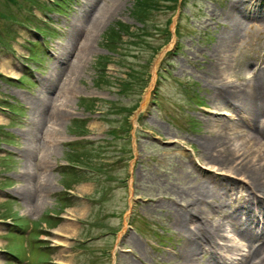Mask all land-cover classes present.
Returning <instances> with one entry per match:
<instances>
[{
    "label": "rangeland",
    "instance_id": "obj_1",
    "mask_svg": "<svg viewBox=\"0 0 264 264\" xmlns=\"http://www.w3.org/2000/svg\"><path fill=\"white\" fill-rule=\"evenodd\" d=\"M155 2L0 0V264H173L176 209L229 181L199 139L238 116L202 67L237 2L249 14L220 83L264 63V0Z\"/></svg>",
    "mask_w": 264,
    "mask_h": 264
},
{
    "label": "bare ground",
    "instance_id": "obj_2",
    "mask_svg": "<svg viewBox=\"0 0 264 264\" xmlns=\"http://www.w3.org/2000/svg\"><path fill=\"white\" fill-rule=\"evenodd\" d=\"M246 8L237 2L227 10L230 26L209 47L208 63L202 67L213 89L210 98L214 105H231L238 116L236 121L217 118L215 126L206 128V136L199 139L206 158L216 161V172L222 178L229 177V181L215 186L202 180L193 193H188V202L176 209L180 216H173L172 223L185 237L173 264H198L200 253L208 254L203 264H264V63L252 68L249 77H238L244 80L243 85L220 83L228 74L235 42L246 28ZM105 13L104 8L98 9L92 22ZM84 19L81 17L80 23ZM79 49L77 63L83 53V48ZM244 65L248 68L249 62ZM74 66L69 71L73 72ZM34 101V109H43L47 104ZM39 119L40 123L46 122V113H41ZM208 119L211 123L212 118ZM226 223L233 237L225 234Z\"/></svg>",
    "mask_w": 264,
    "mask_h": 264
},
{
    "label": "trees",
    "instance_id": "obj_3",
    "mask_svg": "<svg viewBox=\"0 0 264 264\" xmlns=\"http://www.w3.org/2000/svg\"><path fill=\"white\" fill-rule=\"evenodd\" d=\"M151 1V2H150ZM156 0H147V3H140V1L139 0H136V3H138V4H136V9H140V8H142V6L144 5V4H148V5H152V4H155L156 2H155ZM158 1V0H157ZM141 11V10H140ZM147 12V11H146ZM148 13V12H147ZM135 14L137 15V17L139 18V20L140 21H145V25H147V23H148V21H147V17L145 18L143 15V13L140 15V14H138V13H136L135 12ZM111 32H114L113 30H111ZM118 35H119V33L118 32H116L115 33V35L113 36V37H111L109 40H110V43H109V47H111V48H113L114 47V45L113 44H115L116 45V43L118 42V40H119V37H118ZM80 121V120H79ZM82 121H83V119H82Z\"/></svg>",
    "mask_w": 264,
    "mask_h": 264
}]
</instances>
